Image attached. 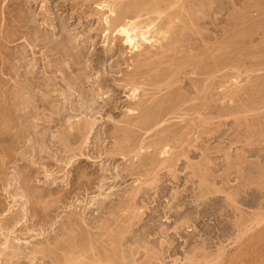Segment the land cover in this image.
<instances>
[{
  "label": "rangeland",
  "instance_id": "obj_1",
  "mask_svg": "<svg viewBox=\"0 0 264 264\" xmlns=\"http://www.w3.org/2000/svg\"><path fill=\"white\" fill-rule=\"evenodd\" d=\"M117 263L264 264V0H0V264Z\"/></svg>",
  "mask_w": 264,
  "mask_h": 264
},
{
  "label": "bare ground",
  "instance_id": "obj_2",
  "mask_svg": "<svg viewBox=\"0 0 264 264\" xmlns=\"http://www.w3.org/2000/svg\"><path fill=\"white\" fill-rule=\"evenodd\" d=\"M129 2V1H128ZM103 5V4H102ZM112 11H113V9H112ZM111 11V12H112ZM137 11V10H136ZM133 13V12H132ZM106 19V18H105ZM109 20V19H108ZM122 21V20H121ZM152 21V20H151ZM135 24V23H134ZM133 26H135V25H133ZM131 24H129L128 23V25L126 24V25H121L119 28H117V32H118V34L120 33V34H122V35H124L125 37H126V42L128 43V44H131V45H133V47H135L136 46V37H135V35L133 34V32L135 31V29H136V27H133ZM147 26V25H146ZM152 26V25H151ZM151 29V28H150ZM115 30V29H114ZM146 31V30H145ZM171 32V31H170ZM165 34V33H164ZM142 35V38L141 39H145V41H148L149 42V36L147 35V33H142V34H140V36ZM141 39H139V40H141ZM151 41V40H150ZM156 41V40H155ZM144 43V42H143ZM146 43V42H145ZM148 45V44H147ZM146 45V46H147ZM164 45V44H163ZM171 47V46H170ZM155 70H156V68H155ZM140 102V101H139ZM143 103V102H142ZM131 110H135V109H131ZM70 250V249H69ZM77 251V250H76ZM38 252V251H37ZM94 254V253H93ZM34 255V254H33ZM44 255V254H43ZM109 255V254H108ZM42 256V255H41ZM46 258V257H45ZM80 260V259H79ZM53 261V260H52ZM82 261V260H81ZM118 264V263H117Z\"/></svg>",
  "mask_w": 264,
  "mask_h": 264
}]
</instances>
